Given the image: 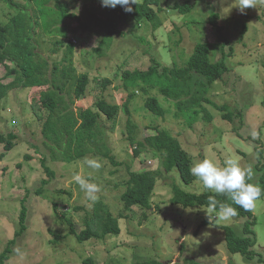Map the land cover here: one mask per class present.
Returning a JSON list of instances; mask_svg holds the SVG:
<instances>
[{
  "label": "rangeland",
  "instance_id": "obj_1",
  "mask_svg": "<svg viewBox=\"0 0 264 264\" xmlns=\"http://www.w3.org/2000/svg\"><path fill=\"white\" fill-rule=\"evenodd\" d=\"M12 1L25 9L21 11V19L28 14L30 23L35 24L32 27L38 53L36 61H47L51 69L54 62L61 61L64 50L54 53V43L61 39L65 44L73 42L72 60L76 72L87 73L89 84L85 99L75 101L73 93L66 91L62 98L75 116L87 108L98 114L101 132L97 135L98 144H104L121 166L116 167L91 153L83 158L98 157L102 162L98 171L82 167L83 158L66 163L61 159L53 161L50 145L42 135L48 112L39 102L41 92L48 88L11 89L0 100V134L12 133L17 137L13 140L16 144L8 151L0 144V254L8 242L15 240L9 247L11 253L5 264H81L87 257L93 258L96 264H140L152 260L163 264H188L187 261L195 264H264V261H257L258 257L248 261L226 248L224 232L217 227L228 226L241 235L243 219L233 217L210 223L202 211L205 207L184 208L170 203L173 186L189 193L207 192L202 190L196 177L191 184L185 185L174 169L157 181L148 205L143 209L133 207L125 211L121 201L124 182L130 172L160 168L159 159L152 153L144 149L137 154L133 152L138 141L159 130L167 131L179 141L190 155V169L194 161L209 159L222 166L226 159L232 158L242 167L255 166L251 183L259 184L262 170L256 167V148L261 151L264 170V4L258 2L256 7L241 11L236 7L238 0H159L161 12L157 29L147 21L137 22L125 13L119 19L118 32L112 37L111 45L106 47L101 45L106 33L92 25L89 19L91 13L100 16L103 12L101 0H59L68 5V13L75 15L59 21L54 0ZM139 2L142 0H137ZM185 3L191 8L179 11V6ZM15 14V9L0 2L1 26ZM211 14H218L223 40L209 23ZM198 43L209 46L211 63L222 57L223 43L226 52H231L225 60L229 72L213 84L207 97L219 107L226 105L232 112H240V120L237 117L233 123L222 120V112L203 104L210 122L203 118L206 113H200L190 126L193 109L181 112L157 90H150L149 95L155 97L165 111L163 117H158L144 107L149 95L138 88L128 91L123 88L125 71H145L151 65V59L163 67H182ZM95 48H99L100 54L95 53ZM47 69L45 67V71ZM4 72L0 66V77ZM103 80L111 84L104 88ZM55 94L50 92L52 97ZM100 99L119 107L115 122L107 121L94 105ZM125 105L134 125L131 134L126 125L129 117L124 112ZM253 131L259 133L256 140L252 139ZM130 135L133 147L129 143ZM63 155L61 151L57 153V156ZM43 158L54 177L38 190L41 181L49 178L41 166L40 159ZM75 172L101 187L95 203L86 201L79 186L70 183ZM52 203L72 224L56 218ZM23 207L27 209L26 229L16 237ZM103 211L111 216L127 215L118 221L120 233L79 243L76 234L88 227L96 234L101 233L93 220L95 213L102 214ZM251 213L255 219L252 251L263 256L264 196L256 202ZM104 221L102 218L101 222Z\"/></svg>",
  "mask_w": 264,
  "mask_h": 264
},
{
  "label": "trees",
  "instance_id": "obj_2",
  "mask_svg": "<svg viewBox=\"0 0 264 264\" xmlns=\"http://www.w3.org/2000/svg\"><path fill=\"white\" fill-rule=\"evenodd\" d=\"M55 1L57 12V21L67 18H74L73 13H68V5L59 0ZM9 5L11 9L16 10V14L10 18L6 25H0V66L5 70L0 77V100L6 94L16 87L32 88V87H47L48 89L41 92L39 102L40 106L48 112V118L43 124L42 135L50 146V155L53 161L63 160V162H72L79 160L87 153L94 156H100L108 160L114 166H121V163L115 161L111 152L104 144H98L97 135L101 134L99 131V116L94 114L92 110L87 108L80 111L77 116L70 111L69 105L62 98V93L72 92L73 100L80 101L85 99L86 90L89 84V76L87 73H77L75 64L72 60L73 42L68 41L64 43L63 39L54 43L55 49L52 50L57 53L64 48L63 56L60 62H54L50 69L47 61L38 62L36 57L38 55L36 44L34 42L35 32L28 14L21 19L25 10L20 5L12 0H0ZM159 0H142V2L133 5L132 12H126L121 6L117 5L115 8L102 6L103 12L100 16L93 13L89 15L90 23L102 29L106 33L101 45L110 46L112 37L118 32L119 19L127 13L133 20L147 21L151 24L153 29L160 26L158 14L161 9L158 8ZM191 6L187 3L179 6V11H187ZM218 14H211L209 23L218 34V38L223 40V28L218 24ZM10 23V24H9ZM225 43L222 44L221 58L211 63L209 60V46L205 43H198L195 45L191 56L188 58L184 66L177 67H163L155 59H151V65L145 70L125 71L123 73V88L130 90L138 88L145 95H149L150 90H157L165 99L173 102L178 110L181 112H190L193 109L194 117L190 121V126L199 117L200 113H206L203 104L212 106L215 110L222 112V120L233 123L234 118L240 120V112H232L229 107L217 106L208 97V93L213 84L220 81L223 75L229 72L225 60L231 55V52L225 48ZM231 50V49H230ZM232 51V50H231ZM95 53L100 54L99 48H95ZM9 64L13 67L10 68ZM45 67H48L45 71ZM10 77H13L11 80ZM104 88L110 85L111 82L103 80ZM53 91L54 97L50 96ZM130 98H133L132 96ZM97 109L106 117L109 122H115L118 117L119 107L115 104H109L104 99H100L94 104ZM144 107L153 115L163 117L164 109L159 104L155 97L150 95L144 102ZM62 110V111H61ZM124 112L129 117L126 125L129 133L132 132L134 125L130 118L131 114L127 107L124 106ZM207 122H210V116L206 113L203 117ZM131 134V133H130ZM17 137L15 134L9 133L7 136L0 134V144L3 149L8 151L13 146V140ZM133 137L129 136V143L133 147ZM16 144V143H15ZM138 147V148H137ZM133 152L137 154L140 149H144L152 153L159 159L160 168L155 171H146L142 173L130 172L129 178L124 182L125 191L121 195V201L125 211L132 210L133 207L143 209L148 205L150 195L153 193L155 185L158 180L162 179L163 175H168L174 169L178 172L179 178L185 185L191 184L194 176L191 175L190 155L182 149L179 141L171 136L167 131L159 130L155 135L147 136L143 141H138V146L133 148ZM58 150L63 152V156H57ZM257 164L256 167L262 170V175L259 178V184L264 189V170L261 164V151L257 149ZM3 156L1 155V158ZM25 158H28L26 156ZM41 166L49 178L43 179L40 183V190L43 186L48 184L50 178L54 177V173L46 166L45 159H40ZM255 168V166H254ZM257 170V169H256ZM258 171V170H257ZM260 172V171H258ZM251 182V181H250ZM38 191L36 190L35 193ZM209 195L216 196L215 193L207 191L201 194L185 192L177 186L172 187V197L170 203L172 205H181L187 207H205L207 208V198ZM262 195L261 197H263ZM218 200L231 203L226 200L224 196H216ZM53 204V212L57 218L60 217L63 221L72 224L70 220L65 217V214L58 212L57 205ZM238 215L237 219H243L242 234L238 235L233 229L228 226H218L224 232L226 248L231 254H240L246 260L252 261L256 257L258 262L264 261L263 256H257L252 248L255 244L254 233L252 227L255 224V219L251 211H244L236 205ZM27 209H21L19 216L20 229L15 236H20L26 229L25 222L27 219ZM123 215L111 216L110 213L102 214L95 213L93 222L97 223L100 229V234H96L89 227L76 234L77 241L83 243L91 238L105 237L108 234L118 235L120 228L118 221ZM104 218V222H101ZM15 240L8 242L5 250L0 254V264H5L11 253L9 247L13 245ZM188 264H195L192 261H187ZM81 264H96L93 258L87 257L82 260ZM140 264H163L158 260H152Z\"/></svg>",
  "mask_w": 264,
  "mask_h": 264
},
{
  "label": "clouds",
  "instance_id": "obj_3",
  "mask_svg": "<svg viewBox=\"0 0 264 264\" xmlns=\"http://www.w3.org/2000/svg\"><path fill=\"white\" fill-rule=\"evenodd\" d=\"M264 4V0H238L237 6L241 11L249 7H256L257 3ZM137 0H101L104 7L115 8L121 6L126 12L133 11V5ZM252 139L259 138V133L253 131ZM98 171L102 168V162L98 157H84L82 167ZM191 175L196 177L202 184L203 191H211L216 196H224L231 203L218 200L216 196L209 195L205 212L209 222L217 219L228 221L238 215L236 207L244 211H251L255 208L256 202L264 195V189L259 184L251 183L255 175L251 164L241 166L236 159L228 158L223 165L214 163L209 159L194 161L190 169ZM70 183H75L84 193V198L90 204L99 199L101 187L86 178L79 172L73 173ZM19 252V250H17Z\"/></svg>",
  "mask_w": 264,
  "mask_h": 264
},
{
  "label": "crops",
  "instance_id": "obj_4",
  "mask_svg": "<svg viewBox=\"0 0 264 264\" xmlns=\"http://www.w3.org/2000/svg\"><path fill=\"white\" fill-rule=\"evenodd\" d=\"M16 3V2H15ZM16 4H19V3H16ZM21 6V4H19ZM22 7V6H21ZM10 68H12V66H10Z\"/></svg>",
  "mask_w": 264,
  "mask_h": 264
}]
</instances>
